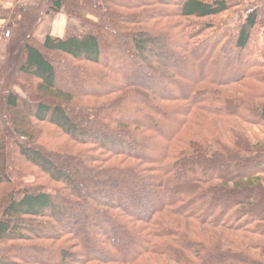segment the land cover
I'll use <instances>...</instances> for the list:
<instances>
[{"label": "trees", "instance_id": "1", "mask_svg": "<svg viewBox=\"0 0 264 264\" xmlns=\"http://www.w3.org/2000/svg\"><path fill=\"white\" fill-rule=\"evenodd\" d=\"M240 1L2 12L0 264H264V4L207 21Z\"/></svg>", "mask_w": 264, "mask_h": 264}, {"label": "rangeland", "instance_id": "2", "mask_svg": "<svg viewBox=\"0 0 264 264\" xmlns=\"http://www.w3.org/2000/svg\"><path fill=\"white\" fill-rule=\"evenodd\" d=\"M256 1L262 2L264 4V0H241L239 2V5L237 7H234L230 11L225 12V13L217 16V17H213V18L207 19L208 24H212L217 19L218 20H221V21L229 22L230 24H235L240 19V17L238 15H243L245 9L250 4H252V3L254 4V2H256ZM4 14H6V12ZM62 15L63 16H66V18H68L67 19L68 23H67L66 27L63 29V31L61 33H63V34L66 33V32L81 33V32H84L86 30V27L85 26H82L80 24V21L79 20H77V19H75L73 17L67 16V15H64V14H62ZM54 16H55V14H52V15H49L48 14V15H46L44 17V19L41 21V23L38 25L39 28H38V30L35 33V36L38 39H42L46 33H51V31L57 32L56 30H53L52 29V25H55L53 23L57 22L59 20L58 18H62L63 16H59L58 18H53ZM203 21H205V20H203ZM4 27H5V25H3L0 28V37H4V31H1ZM209 30L210 29H208L206 31V33H204V35L207 34V33H209ZM257 34H256V36H254V37H256V39L254 38V43H253L255 45L257 44ZM262 39H263L262 37L259 38V40H262ZM131 60H133L134 62H136V63H134L132 65L133 67H136L139 64V63H137V61L135 59L131 58ZM1 61H2V59H1ZM135 64H137V65H135ZM58 69H60V68H58ZM58 74H59L58 76L61 79H64L65 78V76L61 73V69H60V71H58ZM14 89L15 90H18L16 87ZM21 110H23V108H21ZM253 130H254L255 133L251 137V140L253 139V141H256L257 140L256 137L261 138L262 140H264V127H261V126L254 127L253 126ZM34 176L33 175L26 176L25 177V180L31 181L32 179H34ZM49 183L50 184H53L52 182H49Z\"/></svg>", "mask_w": 264, "mask_h": 264}, {"label": "crops", "instance_id": "3", "mask_svg": "<svg viewBox=\"0 0 264 264\" xmlns=\"http://www.w3.org/2000/svg\"><path fill=\"white\" fill-rule=\"evenodd\" d=\"M36 0H0V28L5 25V18L1 17L2 16V12H8V10L12 9L13 8V5L14 4H17V3H21V4H26V5H32L33 3H35ZM52 14H55V16L53 18H58L59 16H63L62 12H58V13H51L49 15H52ZM48 15V14H47ZM65 15V14H64ZM46 16V15H45ZM44 16V17H45ZM52 18V19H53ZM44 19V18H43ZM59 20L53 24L55 25H52V29L53 30H56L57 32L55 31H51V33H46L44 35V37L42 39H38L36 36H35V33L36 31L38 30V26L34 32V37L38 40V41H42L46 35H56V36H61L63 35V33H61L63 31V29L66 27L68 21L66 18V16H63L62 18H58ZM47 32V31H46ZM7 33L5 34L4 37H0V61L1 59L3 60V53H4V47H5V44L7 42Z\"/></svg>", "mask_w": 264, "mask_h": 264}]
</instances>
